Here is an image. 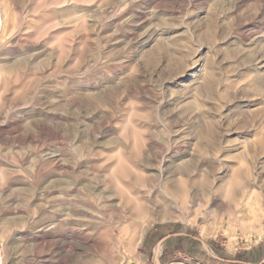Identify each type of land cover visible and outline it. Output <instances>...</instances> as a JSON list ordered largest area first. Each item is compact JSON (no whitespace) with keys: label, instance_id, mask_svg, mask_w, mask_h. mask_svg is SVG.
<instances>
[{"label":"rangeland","instance_id":"374dc122","mask_svg":"<svg viewBox=\"0 0 264 264\" xmlns=\"http://www.w3.org/2000/svg\"><path fill=\"white\" fill-rule=\"evenodd\" d=\"M177 233L160 264H264V0H0V263Z\"/></svg>","mask_w":264,"mask_h":264},{"label":"water","instance_id":"95a60500","mask_svg":"<svg viewBox=\"0 0 264 264\" xmlns=\"http://www.w3.org/2000/svg\"><path fill=\"white\" fill-rule=\"evenodd\" d=\"M181 235H184V234H183V233H177V234L168 235V236H166L165 238H163V239L157 244L156 252H155L156 264H160V262H159V256H158V251H159V249L161 248L163 241H164L165 239H167V238H170V237H173V236H181ZM198 240L201 241V242L203 243V245H204L205 248H207V244H206L204 241H202L201 239H198Z\"/></svg>","mask_w":264,"mask_h":264},{"label":"bare ground","instance_id":"6f19581e","mask_svg":"<svg viewBox=\"0 0 264 264\" xmlns=\"http://www.w3.org/2000/svg\"><path fill=\"white\" fill-rule=\"evenodd\" d=\"M213 190V189H212ZM138 197V196H137ZM138 199V198H137ZM141 202V201H140ZM138 203H139V199H138ZM127 204V203H126ZM139 205H140V203H139ZM138 205V206H139ZM143 207V206H142ZM130 208V207H129ZM138 209H137V211H138V213L141 211V205H140V207H137ZM133 209V208H132ZM143 209H145V208H143ZM132 211V210H131ZM142 212V211H141ZM205 234H207V233H205ZM1 250V249H0ZM160 252H161V248L159 249V251H158V256H160ZM0 259H1V257H0ZM1 264V263H0Z\"/></svg>","mask_w":264,"mask_h":264}]
</instances>
